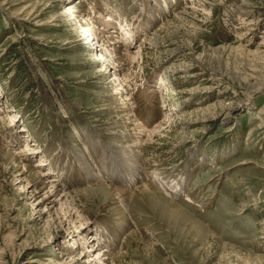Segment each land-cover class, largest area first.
I'll use <instances>...</instances> for the list:
<instances>
[{"label": "rangeland", "instance_id": "374dc122", "mask_svg": "<svg viewBox=\"0 0 264 264\" xmlns=\"http://www.w3.org/2000/svg\"><path fill=\"white\" fill-rule=\"evenodd\" d=\"M107 263L264 264V0H0V264Z\"/></svg>", "mask_w": 264, "mask_h": 264}, {"label": "bare ground", "instance_id": "6f19581e", "mask_svg": "<svg viewBox=\"0 0 264 264\" xmlns=\"http://www.w3.org/2000/svg\"><path fill=\"white\" fill-rule=\"evenodd\" d=\"M69 13H72V14H74L73 13V11L70 9V10H68V11H66V13H64V14H69ZM73 17H74V15H73ZM107 18V19H106ZM111 19H112V17H110V16H104V18L102 17V20H104L105 22H107V26L108 25H110V24H108V22L109 21H111ZM113 21V20H112ZM246 21H249V20H243V22H245L244 23V25H250L251 23L249 22H246ZM251 21V20H250ZM80 23L79 24H81V21H79ZM101 22V21H100ZM114 22V21H113ZM129 26V25H128ZM110 27V26H109ZM119 27V31L121 32V34L123 35L122 37H130L131 35L130 34H132V33H130V31H129V29L127 30L126 28H124L123 26H118ZM131 28H133V27H131ZM80 31L78 32V34H91V37L93 38L91 41L92 42H94V39H95V32H96V27L94 26V24H93V22L92 21H88L87 22V25L86 26H81L80 28ZM118 31V32H119ZM111 32V31H110ZM103 34V33H102ZM112 35V34H111ZM130 35V36H129ZM102 36H106V38H108L109 40H113L112 39V36H110V33H104V35H102ZM103 37V38H104ZM88 38V37H87ZM89 40L91 39V38H88ZM107 39V40H108ZM108 42V41H107ZM110 42V41H109ZM122 44V43H121ZM117 44L116 43H107L106 44V47L107 48H98V50L100 51V52H102V53H100V54H98V55H96V57H95V60L94 61H96V62H100V61H106L107 60V58H108V54H111L112 53V55L111 56H113L112 57V59L114 60L113 61V63L115 62V58H116V56H118L119 54L121 55V53H122V51H121V49L123 48L122 47V45H118V46H116ZM124 54H123V56H130V57H132V59H135L136 58V55L135 54H133V53H129V52H123ZM114 54V55H113ZM97 58V59H96ZM121 58V57H120ZM103 72H105V70H103ZM115 78V77H114ZM116 79V78H115ZM161 84H163V82H161L159 85H161ZM154 94H156V91H155V89L154 90H152L151 92H150V94H149V98L148 99H154ZM128 101H130V99L128 100ZM148 101V100H147ZM127 107L128 106H130V103L128 104L127 103V105H126ZM133 110V109H132ZM134 113V112H133ZM136 113V112H135ZM136 123L134 124V127H133V129L134 130H137V128H138V123H137V120L135 121ZM140 129V128H139ZM137 139V138H136ZM134 142V141H133ZM139 143H138V139L134 142V144L133 145H131L130 143H129V145H127L126 146V148H127V150L124 152V154H126V156L129 158V159H131V158H138V151L135 149L136 147H137V145H138ZM29 151H31V149H29L27 146H25L24 147V149L22 150V151H20V153H18L16 156H20V155H24V154H26V153H28ZM27 162V161H26ZM26 162L24 161V167H27L26 166ZM131 163V162H130ZM135 163V162H134ZM137 163V162H136ZM38 166H44V164H43V161L42 160H39V163L37 164ZM131 167H133V165H131V164H129ZM86 167H88V166H86ZM134 169L132 170V173L130 174L131 175V177L129 178V179H127V180H125L124 182H123V185L122 186H125V185H127V187L128 186H131V185H134V184H138L137 186H135L134 187V195H140V196H145L146 194H148V193H150L151 192V188H150V185L148 184V183H146V182H152V181H156L158 184H160V187L161 186H166V188L167 189H170V191H171V194L172 195H176V196H178L179 194H180V188L178 187L179 185H176L175 184V186H172L171 184H168L166 181H163L160 177H158L156 174L154 175H148V173H141V172H139L138 170V165H136V164H134ZM83 168V167H82ZM39 171V170H38ZM84 173H87V172H84ZM83 173V174H84ZM124 174V173H123ZM82 175V174H81ZM88 176V174H85V178L84 179H86V177ZM90 176H91V180H95L93 183H92V185H91V187L92 188H97L100 184H102V182H101V180H100V178H99V176L97 175V174H94V173H92V174H90ZM83 177V176H82ZM126 177V176H125ZM88 178H89V176H88ZM97 178H99V179H97ZM111 179V178H110ZM113 179V178H112ZM55 180V179H54ZM89 180V179H88ZM118 180H120V179H118ZM123 181V180H122ZM55 182H56V180L55 181H50V185H51V187L52 188H55V189H57V187L58 186H55ZM114 182V181H113ZM108 188L109 189H112V191L115 193V195H116V199H117V203L120 205V207H123L124 206V204L126 203V201H128L129 199H132L133 197H127V194H128V192L125 190V189H121V188H118V187H113V186H108ZM163 189H164V187H163ZM59 201L61 202V204L63 205V206H65V205H69L68 203H67V195L66 194H63V193H61L60 195H59ZM45 200V199H44ZM48 205H50V207H52V205H53V202L52 203H49ZM118 221H119V219H118ZM120 222L122 223L123 222V227L124 228H128V225L127 224H125L124 223V221L123 220H121V218H120ZM116 225L118 224V222H116L115 223ZM106 225V224H105ZM104 225V227H102L103 229H105L106 227H108L109 225H106L105 226ZM111 226V225H110ZM119 227H120V229L119 230H117V231H115V235L113 236V237H111V235L109 234V232H107L106 234L103 232V233H100V236H104V238H105V241H106V243H107V245L104 247V249L102 248L101 249V251H98V253H97V255H95L94 256V258L92 257V256H90L89 257V260L88 261H92V262H94L96 259L97 260H109L110 258V253H111V248H113L114 246H115V242L117 241V239H118V237H119V234H120V230H121V227H122V225H119ZM113 228V227H112ZM111 228V229H112ZM106 232V231H105ZM92 245H95L96 243H99L98 241L100 240V239H98L99 237H97L96 236V234H95V236L93 237L92 236ZM108 262V261H107ZM108 264V263H107Z\"/></svg>", "mask_w": 264, "mask_h": 264}]
</instances>
